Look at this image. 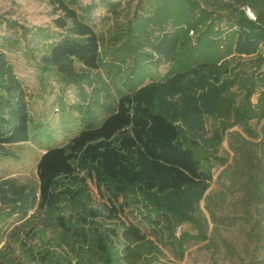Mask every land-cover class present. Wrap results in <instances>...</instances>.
I'll list each match as a JSON object with an SVG mask.
<instances>
[{
  "label": "trees",
  "instance_id": "trees-1",
  "mask_svg": "<svg viewBox=\"0 0 264 264\" xmlns=\"http://www.w3.org/2000/svg\"><path fill=\"white\" fill-rule=\"evenodd\" d=\"M46 1L55 28L0 21L9 32L20 27L24 46L37 51L38 77L75 85L78 101L87 102L84 84L102 66L90 17L95 1L85 12L77 7L81 0ZM143 1L166 8L175 25L152 45L159 65L169 64L172 73L122 94L99 124H83L46 149L37 162V185L0 181V224L11 216L27 223L42 218L41 227L31 226L40 245H23L22 262L0 249V264H156L163 246L184 254L191 238L208 239L201 201L216 166L228 190L242 193L245 222L258 236L261 255L250 264H264V126L251 124L264 120V0ZM190 30L197 33L196 58L179 70ZM15 49L13 40L0 38V155L5 145L30 140V91L11 57ZM244 54L253 56L248 66ZM225 140L232 163L218 154ZM183 224L197 234H179Z\"/></svg>",
  "mask_w": 264,
  "mask_h": 264
},
{
  "label": "rangeland",
  "instance_id": "rangeland-1",
  "mask_svg": "<svg viewBox=\"0 0 264 264\" xmlns=\"http://www.w3.org/2000/svg\"><path fill=\"white\" fill-rule=\"evenodd\" d=\"M92 1L81 0L77 7L85 12V6ZM94 1L96 6L90 17L100 37L102 66L94 73L90 84H84V98L88 104L84 100L78 101L82 95L75 89V85L61 84L55 79L45 83L44 74L38 77L32 64L36 60L37 51L24 46L20 27L9 32L4 21H0V38H9L15 42L16 49L11 52V57L18 75L28 84L32 108L30 140L3 147L5 153L0 155V181L14 178L21 184L37 185V162L44 149L65 142L83 124L90 121L99 124L105 114L116 106L122 94L164 80L172 73L169 64L159 65L152 49V45L165 30L175 29L166 8L156 9L143 0H112L113 4H117L113 9L107 3L100 5L99 0ZM55 17L46 0H0V19L15 21L27 28H55ZM196 39V32L190 30L184 33L178 54L179 70L188 68L196 58L193 52ZM41 44H37L40 50ZM230 57L235 58V61L238 56L232 54ZM252 57L244 54L241 61L248 66ZM56 77L59 78L58 75ZM233 89L238 91L237 87ZM89 95H92L91 98ZM257 97H254V102ZM78 103L81 105L76 106ZM251 124L260 129L264 126V120L260 123L253 120ZM218 154L227 157L229 163L233 162L234 152L228 140H225ZM222 169L220 166L214 168V180L201 201L209 222L208 239L199 241L191 238L184 245V254L179 255L170 247L163 246V253L156 264H250L260 257L261 248L256 239L258 236L252 233L251 224L245 222L240 201L242 193L228 190L226 183L219 178ZM92 189L98 196L96 188L93 186ZM41 219V215H38L34 223H27L20 216L9 217L0 224V249L14 258L15 262H22L25 259L23 245H40L41 240L34 236L31 226L41 227ZM182 231L197 234V230L189 224H183L178 233Z\"/></svg>",
  "mask_w": 264,
  "mask_h": 264
},
{
  "label": "built area",
  "instance_id": "built-area-1",
  "mask_svg": "<svg viewBox=\"0 0 264 264\" xmlns=\"http://www.w3.org/2000/svg\"><path fill=\"white\" fill-rule=\"evenodd\" d=\"M246 12H247L248 15H250L251 17H254L253 12H252L248 7H246Z\"/></svg>",
  "mask_w": 264,
  "mask_h": 264
},
{
  "label": "crops",
  "instance_id": "crops-1",
  "mask_svg": "<svg viewBox=\"0 0 264 264\" xmlns=\"http://www.w3.org/2000/svg\"><path fill=\"white\" fill-rule=\"evenodd\" d=\"M46 149H44L43 153L45 152Z\"/></svg>",
  "mask_w": 264,
  "mask_h": 264
}]
</instances>
